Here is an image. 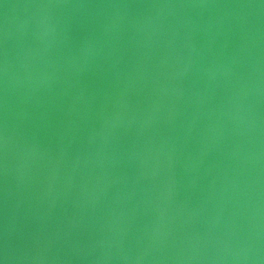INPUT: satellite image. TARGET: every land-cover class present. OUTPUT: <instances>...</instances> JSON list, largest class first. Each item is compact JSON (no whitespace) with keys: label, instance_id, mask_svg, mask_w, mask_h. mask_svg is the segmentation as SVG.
Wrapping results in <instances>:
<instances>
[{"label":"water","instance_id":"water-1","mask_svg":"<svg viewBox=\"0 0 264 264\" xmlns=\"http://www.w3.org/2000/svg\"><path fill=\"white\" fill-rule=\"evenodd\" d=\"M0 259L264 264V0H0Z\"/></svg>","mask_w":264,"mask_h":264},{"label":"clouds","instance_id":"clouds-1","mask_svg":"<svg viewBox=\"0 0 264 264\" xmlns=\"http://www.w3.org/2000/svg\"><path fill=\"white\" fill-rule=\"evenodd\" d=\"M5 259H0V264H5Z\"/></svg>","mask_w":264,"mask_h":264}]
</instances>
